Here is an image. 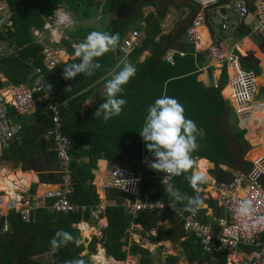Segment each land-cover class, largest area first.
<instances>
[{
    "label": "trees",
    "instance_id": "16d2710c",
    "mask_svg": "<svg viewBox=\"0 0 264 264\" xmlns=\"http://www.w3.org/2000/svg\"><path fill=\"white\" fill-rule=\"evenodd\" d=\"M5 1L14 11V30L16 32L14 34L0 33V39L13 43L16 48H22L18 50V57H15V52H12L1 59L0 74L9 83L17 86L30 83L34 79L33 69L41 65L43 46L33 41L31 28L42 30L45 23L44 16L53 14L57 5L67 4L69 9L73 10V3L77 1L79 5L84 6L82 10L84 17H88L87 7L91 5L93 0ZM147 4H149V0H106L103 8L104 13L108 14L107 11L111 9L116 19L110 21L102 32L119 33L120 39L115 50L96 58L102 67L94 75L85 76L81 73L73 79L65 80L63 78L65 64H59L52 71L46 73L44 78L45 91L53 97L52 101L59 106L60 115L63 119V133L73 140L71 171L74 193L71 200L80 205H85L86 209L83 212L63 216L47 212L43 208H36L29 222L22 221L18 213L11 211L8 217L10 230L7 234H0V264H10L14 244L18 246L16 249L20 251V254H24L29 258L51 253L55 257L54 264H64L65 261L73 259H84L86 264H89L88 257L80 256L84 250L82 244L77 245L74 242H69L67 245L53 251L50 240L57 230L67 231L79 240L78 232L71 227V224L75 221H88L89 212L99 203L98 196L93 189L94 185L91 184V180H93V173L91 172L92 169L97 167L99 160H105L109 165L120 163L122 160L130 163L134 170L141 171V193H147L152 199L161 200L165 203L173 199L165 193V186L160 185L154 177V170L148 167L147 162H142L143 159L152 160L154 158L147 150L146 143L139 134L148 107L162 95L177 99L185 109V117L193 120L198 129L202 128L204 130L203 137L205 141L203 140V145L192 153L194 161L197 157L205 158L213 163L214 169L211 174H215L222 183H230L235 176L221 169V165L243 173L253 168L254 164L244 161L239 151L235 152L229 148L233 141L228 129L224 128L223 125L224 116H229L232 112L221 94L229 79L227 68L224 67L220 85L218 88H214L205 87L202 83L196 81L195 64L191 56L192 46L189 47L188 44L182 43L179 49L185 52V56L175 55L173 64L165 62L163 55L168 49L174 47L175 41L171 39L170 35H160V16L155 17L153 14H149L143 18L142 9ZM128 8H131V10H128ZM77 15L80 16V14ZM141 20L145 22V27L142 29L137 27L138 22ZM242 25L241 30L243 33H248L249 30L244 29L247 26ZM140 29L143 37L138 47L134 48L125 59L134 62L145 51H149L150 56L143 63L135 66L136 74L130 78L126 85L122 86L124 92L120 98L127 101L122 108V113L107 122H104L102 118L94 117V113L91 111L87 112L84 119L80 118V107L86 97L89 96V93L93 91L99 81L106 84L113 73L120 70L116 66L120 60H125L119 49L123 36L132 31L140 32ZM92 31L94 29L81 28L69 35L85 38ZM67 46V52L73 53L70 45L67 44ZM78 62L79 59L75 58L67 63ZM259 62L256 59L255 64L258 66ZM255 71L258 75V71L256 69ZM234 77L235 72L232 71L231 78ZM93 84L95 85L93 86ZM228 90L226 91L227 94ZM74 94L78 96L67 101L66 107L62 106V103ZM48 102L49 100H45L32 114V123L23 126L22 144L18 145V142L15 141L10 146L12 149L24 151L28 146L36 149L39 145L43 146L44 139L42 135L51 124V112L46 108ZM261 112H264V104L250 108L249 114L245 116L246 118H242V125L250 131V140L260 145L254 154H250V158L254 161L264 157V149L261 148L264 147V125H260L264 122V113L261 115ZM240 135L239 132L236 134V140L239 147L244 151L246 146ZM198 137L199 135L197 141ZM12 149L5 152V156L8 155L9 157V154L14 151ZM47 157L51 162L48 167H45V171H49L47 177L56 183L58 175L54 173L57 169L55 154L50 152ZM205 163L202 161L200 166L202 167ZM100 165L102 167L101 171H103L104 163ZM22 170L27 171L28 168L22 166ZM191 171L192 169L188 173L175 177L171 182L182 194L189 196L195 192L185 179V176L190 175ZM21 176L28 178L26 175ZM39 177L40 181H44L42 175H39ZM110 192L118 200V204L105 207L103 215L108 221V227L106 228L107 237L103 240L102 246L106 255L121 260L125 257L121 238L124 236L129 223L140 224L147 230L155 226L157 216L154 213L141 211L135 219H132L131 215L127 214L120 205L123 194L117 190L105 189V193ZM177 208L182 209V203L178 202ZM162 218L167 219L172 225L177 222L175 216L169 210L162 213ZM5 238L10 239V244L4 241ZM12 241H15L13 245ZM96 242L98 241L92 240V245ZM6 244L7 249L5 248ZM92 245L90 247L93 249ZM196 245L198 244L196 243ZM132 247L134 252L140 255V264H151V259L146 250L136 245ZM96 251L95 247L93 249L94 255ZM202 254L200 247L199 250L193 252L195 257H202Z\"/></svg>",
    "mask_w": 264,
    "mask_h": 264
},
{
    "label": "built area",
    "instance_id": "2783aa9c",
    "mask_svg": "<svg viewBox=\"0 0 264 264\" xmlns=\"http://www.w3.org/2000/svg\"><path fill=\"white\" fill-rule=\"evenodd\" d=\"M236 9L240 23L244 22L250 14L248 0H238ZM258 19L260 22L254 28V32L264 35L263 3L259 6ZM206 22L207 13L202 9L196 13L185 30V40L188 44L197 46L200 43L198 29ZM127 35L128 40L119 47L124 56H128L140 42L137 31L129 32ZM8 50L9 46L0 39V62L11 54V50L9 52ZM206 50L210 58L235 72V77H230L229 81L230 100L242 125V118H246L250 108L264 104L256 102L248 105L259 93L258 75L254 69L242 66L237 53L227 51L218 43L212 42ZM175 55L183 56L184 52L169 49L163 55V60L172 64ZM41 62L42 66L33 69L34 79L30 83L14 86L6 78L7 81L0 79V155L9 149L13 142L22 139L23 126L27 124L28 117L36 112L45 100H49L46 108L51 112V124L46 128L44 135L47 136L57 160V169L54 173L58 175V180L53 188L45 191L37 199L36 205L30 197H26L19 210L16 209L15 199L6 202L0 194V234H7L10 230L8 217L11 211L18 213L22 221L29 222L36 208L63 216L85 210L83 205L71 200L74 193L71 171L73 140L63 133V119L59 106L52 101L53 97L44 88L45 74L54 69L58 60L52 50H43ZM242 126V131L249 132L247 127ZM251 144L259 147L258 143ZM253 164L250 171L241 172L230 183H224L219 187L227 216L225 219L217 220L215 226L203 222L198 211L194 215L184 211L174 212L170 207L177 208L178 202L174 199L165 203L152 199L147 193H141V171L137 172L130 166L116 163L106 169L102 175V189L108 187L120 191L123 194L120 205L133 218L141 211L162 216L164 211L169 210L180 223L183 235L193 238L204 254L221 253L225 258V264H264V224L256 222V217L264 216V157ZM154 177L160 185L166 186L177 176H169L163 184L164 173L154 170ZM242 199H251L256 209L255 214L246 220L237 217L234 211L236 204ZM239 255L243 257L239 259Z\"/></svg>",
    "mask_w": 264,
    "mask_h": 264
},
{
    "label": "crops",
    "instance_id": "0c3cea01",
    "mask_svg": "<svg viewBox=\"0 0 264 264\" xmlns=\"http://www.w3.org/2000/svg\"><path fill=\"white\" fill-rule=\"evenodd\" d=\"M131 3V1H129ZM250 14L245 19V27L244 29H248V33L244 34L241 30L242 24L240 23V17L238 11L236 9L237 0H149V4H147L142 9L143 18L149 14H153L155 17L160 16V27L161 33L160 35H170L171 39H174V47L170 49L180 50L179 47L181 44H188L185 40V29L190 25L192 18L196 15V13L202 9L207 12L208 21L204 26H201L198 29L200 36V43L197 46L192 44H188L189 47L192 46L191 56L193 57V61L195 64V73H196V81L202 83L205 87H214L218 88L221 82L222 73L224 71V67L227 68L228 73V82L221 94L225 100V103L228 106L233 108V104L230 100V90L229 81L232 73V69L228 68L226 65L220 64L212 60L208 56L207 50L209 44L212 42L218 43L227 51H234L241 58L242 66L246 69H256L258 71V86L259 91L264 96V35L254 32V28L258 26L260 20L258 19V10L261 3L264 4V0H248ZM222 8H224V13L221 12ZM96 13L92 18H94L98 12H102V9L96 7ZM131 10V8H128ZM98 11V12H97ZM109 15V21L114 20V12L109 9L107 11ZM102 13L96 17L94 29L97 31L105 30V27L109 23L104 25L102 21L97 23L99 19H101ZM75 21V17H71ZM222 22V23H221ZM226 25L228 27L226 28ZM52 27V25H51ZM137 27L144 28L145 22L141 20L138 22ZM53 29V28H52ZM93 29V28H92ZM140 31V38L143 37L142 31ZM159 35V36H160ZM49 36V35H48ZM48 36H46L40 42L46 40V45L49 44L47 41ZM54 34L49 36V40H52ZM158 39V37H157ZM156 39V40H157ZM169 50V49H168ZM167 50V51H168ZM66 53H68L66 51ZM70 54V53H69ZM150 56L149 51L143 52L134 62H131L134 66L137 64H141L145 61L147 57ZM179 56V55H178ZM185 52L183 56L184 57ZM253 56L252 58H250ZM256 59L260 62L255 64ZM72 60V59H70ZM128 61V60H127ZM68 62V61H67ZM66 62V63H67ZM174 63V57H173ZM172 63V64H173ZM257 66V68H256ZM0 79L6 80L2 75H0ZM7 81V80H6ZM102 82V81H99ZM100 84V83H98ZM97 85L94 87L93 91L89 93V96L86 97L84 103L88 104L87 100H92L94 104L92 106H84L82 103L79 116L84 119L87 115V112L95 113L99 105L102 104L105 100L106 93L105 91L98 92L101 96L97 94ZM228 90V94L227 91ZM78 95L74 94L70 98H68L65 102H63L62 106L66 107L67 101H70L71 98H76ZM264 102V101H262ZM264 112H261L262 115ZM32 114L28 117V124L32 123ZM44 139L43 146L39 145V147L33 148L32 146H28V148L24 151L15 150L11 147L9 149L14 150L13 153L5 156V152H2V156H0V194L3 199L7 202L14 199L16 200V209L19 210L23 204V201L26 197H30L31 201L36 205V201L42 194L49 190L50 187H54V181L47 177L49 171H45V167L50 165V160L48 159V154L50 152L54 153L50 148V142L47 136L42 135ZM203 136L198 137L199 146L203 145ZM247 142L250 141L249 137H246ZM205 141V140H204ZM18 145L22 144V141H17ZM202 143V144H201ZM247 147H250L249 155L254 154L256 149L255 145L251 144V141L248 142ZM255 144V143H253ZM260 146V145H259ZM264 148V147H261ZM5 156V157H3ZM15 156V157H14ZM250 158V157H249ZM85 161H87L85 159ZM206 162L205 165L200 166L201 162ZM251 163H254V160H250ZM142 162L146 163V160H142ZM101 163H104L103 171H101ZM22 166H26L28 168L27 171L22 170ZM111 165L107 163L105 160H99L97 162V167L92 169V185H94L93 189L98 196L99 203L91 209L89 212L88 221H75L72 222L71 227L78 232L79 244L84 246V250L81 253V257L85 251V249L91 251L90 256H92L91 263L93 264H103L102 262L94 257L93 249L94 245L91 247L85 246L87 244V240L98 241L97 238L92 237L91 233L94 231L92 228L94 225L97 226V222L100 220L102 222V227L100 228V233L102 232V237L98 243H103L105 237H107V227L108 221L106 217L103 215L106 206H113L118 204V200L111 195L110 193H105V189H102V175L106 169H109ZM221 169L228 171L236 176V170L228 167V166H220ZM214 169L213 163L205 158H195L194 168L193 170H201L206 173L209 177L207 183L200 185V192L202 199L204 200V204L199 208L198 214L200 219L209 223L213 226L216 225V221L219 219H225L227 216L225 207L223 206V199L221 187L222 181L218 180L215 174H211V171ZM100 172V173H99ZM99 173V174H98ZM20 174V175H19ZM21 175H26L28 178H25ZM39 175H42L43 180L40 181ZM33 185L35 186L33 188ZM106 188V187H105ZM194 192L192 195H195ZM114 197V198H113ZM182 203V209H183ZM86 209V206L83 205ZM77 213V212H75ZM69 215V214H68ZM100 216L101 219H100ZM132 219L133 216H131ZM157 223L155 226L145 229L140 224L129 223L127 226L124 236L121 238L123 242L122 250L124 252L125 257L121 260H116L115 258L106 255L105 250L102 246L100 251L103 252L102 256L105 264H140V255L135 253L132 249L133 245L139 246L141 249H144L148 252L149 258L151 259V264H225V258L221 253L215 254H202V257H195L193 252L199 250L198 245H196L195 240L190 236H185L182 233L180 223L176 222L175 225L169 223V221L165 218H162L160 215L157 216ZM86 226V230H84V226ZM92 226V227H90ZM104 229V230H103ZM89 244H87L89 246ZM202 251V250H201ZM49 254H44L42 256H49ZM52 255V254H51ZM53 256V255H52ZM87 257L86 255H83ZM36 257V258H38ZM239 259L243 256L239 255ZM90 264V263H89Z\"/></svg>",
    "mask_w": 264,
    "mask_h": 264
},
{
    "label": "clouds",
    "instance_id": "9594fccd",
    "mask_svg": "<svg viewBox=\"0 0 264 264\" xmlns=\"http://www.w3.org/2000/svg\"><path fill=\"white\" fill-rule=\"evenodd\" d=\"M60 19L61 21H67L68 17L61 14ZM242 23L244 24L245 22ZM119 39V33L109 34L101 31H92L81 42L73 43V54L74 57L79 59V62L65 63L63 78L70 80L81 73L85 76L94 75L102 67L96 58H100L105 53L115 50L118 46ZM59 64L58 62L57 65ZM121 64L122 67L120 70L113 73L111 79L106 82L107 98L99 105L98 110L94 113V117L102 118L104 122L122 113V108L127 103L125 99L120 98L124 92L122 86L126 85L130 78L136 74V67L131 62L125 59L121 61ZM40 66H42V62ZM231 109L234 110L233 108ZM184 112V107L177 99L162 95L148 107L144 124L139 132L143 141L146 143L147 150L154 158L152 160L146 158L148 167L165 174L162 184L169 176H181L194 168L195 161L192 158V153L199 148L197 136H203L205 134L202 128L198 129L193 120L185 117ZM185 179L195 191V195L189 196L182 194L171 183H168L164 187V190L167 195L184 205L183 209L170 206L174 212L179 213L180 211H184L194 215L204 204V200L199 194L200 185L207 183L209 177L201 170H193L190 175L185 176ZM234 211L237 217L246 220L255 214L256 209L251 199H242L236 204ZM256 222L264 224V216L256 217ZM69 242H74L77 245L80 243L71 233L64 230H57L50 240L51 249L55 251L59 247L67 245ZM64 264H86V261L84 259H73L65 261Z\"/></svg>",
    "mask_w": 264,
    "mask_h": 264
},
{
    "label": "rangeland",
    "instance_id": "374dc122",
    "mask_svg": "<svg viewBox=\"0 0 264 264\" xmlns=\"http://www.w3.org/2000/svg\"><path fill=\"white\" fill-rule=\"evenodd\" d=\"M106 3V0H93L91 5H89L87 7V10L89 11L88 13V17H84L83 14V5H79L78 1L73 3V10H70L67 4L64 5H60V6H56L54 9L53 14L51 15H46L44 16V26L42 30H36L33 27L31 28L32 30V35H33V41H36L37 43L41 44L43 46V50H52L57 59L58 62L60 64H65L67 61H69L70 59H75L76 57H74V49L72 47L73 43H79L81 42L83 39L85 38H79V37H71L69 34L72 32H75L77 30H80L81 28H93L94 29V25L96 24L94 20H96V17L99 15V13H102V17L101 19H99L97 21V23H100L102 21V23L107 24V22L109 21V16L110 15H106L103 11L104 5ZM98 6V11L99 9H102V12H98V14L92 18V16L95 15L96 13V7ZM59 10V11H57ZM109 11V10H108ZM13 13L14 11L11 10V8L7 5V2L5 0H0V33L2 34H8V33H12L14 34L16 31L14 30V18H13ZM66 15L68 17L67 21H61L60 19V15ZM77 14H80V16H78ZM73 16L75 17V21L72 19L71 22V17L73 18ZM114 18L116 19V16L113 15ZM114 19V20H115ZM110 22V21H109ZM56 23V24H55ZM222 23V22H221ZM55 24V25H54ZM52 25V27H51ZM134 28V26H132ZM53 28V29H52ZM94 31H97L94 29ZM139 33V38H140V32ZM52 40H49V36L53 35ZM49 35V36H48ZM46 36H48L47 41L49 42V44H45L46 40L42 42H40V40H43ZM127 34L125 36H123L122 40H121V44L123 42H125L127 39ZM6 45L9 46V50L8 52L11 50L12 52H15L14 56L18 57V50H20L22 47L16 48V46L13 43H9V41L5 42ZM67 44L70 45L71 49L73 50V53H66L67 51ZM42 50V51H43ZM129 55V54H128ZM127 56L123 55V59H125ZM121 61H119L118 65L116 67L121 68L122 64ZM30 62V61H28ZM100 86H98V91L97 94L98 96H101L100 94H98V92H104L106 93V88H105V83L103 82H99ZM97 84V83H96ZM95 84H93L94 86ZM69 88V87H67ZM102 94H105L103 93ZM262 101H264V96L263 94L259 91V93L257 94V96H255L254 100L252 102H249L248 105H252L256 102L261 103ZM88 104L84 103V106H92V104H94V102L92 100H87ZM92 103V104H91ZM223 125L224 128L228 129L229 133H230V137L232 139L233 142H231L229 148L235 152H240V155L242 157V159L244 161L250 162L249 159L251 160L249 153L250 147H247L248 142L246 139V137H250V131L248 132H244L242 131L243 129L241 128V123L239 121V117L238 115L235 113L234 110H232V112L230 113L229 116H224V121H223ZM260 125H264V122H262ZM243 127V126H242ZM238 132L241 134L240 138L241 140L245 143L246 149L243 151L236 140V134H238ZM253 143V141H251ZM243 143V144H244ZM264 149V148H263ZM1 162V159H0ZM119 164L125 165V166H130L133 168L132 165H130V163L125 162L124 160L120 161ZM136 171V170H135ZM139 172V171H137ZM241 172H237L236 171V175L240 174ZM55 184V183H54ZM53 188V187H50ZM105 189H110L108 187H106ZM102 216H100L101 219ZM159 217V216H158ZM97 226H90L92 228L90 229H94V231L91 233L92 237L97 238L98 242L100 241L101 237H102V232L100 233V228L102 227V222L99 220L97 222ZM85 226V225H82ZM85 230V229H84ZM104 230V229H103ZM4 241L9 242L10 239L5 238ZM91 240H87V244H89ZM11 242V241H10ZM10 242L8 244H10ZM12 241V245H13ZM96 242L94 245V248L96 247L97 251L95 253V255H93L94 257H98L99 251L102 249V244L101 242L98 243ZM85 244V246L90 247L92 245V242L89 244V246ZM92 245V246H93ZM5 248L7 249V244L5 245ZM16 248H18V246H16L15 244L12 246V250H14L13 252V256L10 258V264H54L55 263V257L52 256L51 254L49 256H42V257H27L24 254H20V251H18ZM103 250V249H102ZM91 251L85 249L83 255H86L88 257V260L91 261L92 256H90ZM82 255V256H83ZM27 260H29L27 262ZM90 264H93L91 262H89Z\"/></svg>",
    "mask_w": 264,
    "mask_h": 264
},
{
    "label": "bare ground",
    "instance_id": "6f19581e",
    "mask_svg": "<svg viewBox=\"0 0 264 264\" xmlns=\"http://www.w3.org/2000/svg\"><path fill=\"white\" fill-rule=\"evenodd\" d=\"M84 229H85V231H88V230H86V226H84ZM102 254H103V252L99 251L98 257H96V258L100 261V263L102 262L103 264H105Z\"/></svg>",
    "mask_w": 264,
    "mask_h": 264
},
{
    "label": "water",
    "instance_id": "95a60500",
    "mask_svg": "<svg viewBox=\"0 0 264 264\" xmlns=\"http://www.w3.org/2000/svg\"><path fill=\"white\" fill-rule=\"evenodd\" d=\"M224 11H225V10H224V8H222V11H221V12H223V13H224ZM227 105H228V103H227Z\"/></svg>",
    "mask_w": 264,
    "mask_h": 264
}]
</instances>
